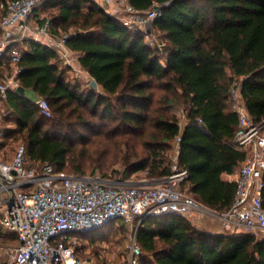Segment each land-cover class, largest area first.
Masks as SVG:
<instances>
[{"label":"trees","instance_id":"obj_1","mask_svg":"<svg viewBox=\"0 0 264 264\" xmlns=\"http://www.w3.org/2000/svg\"><path fill=\"white\" fill-rule=\"evenodd\" d=\"M128 1L138 10L163 7L150 32L128 29L94 0L46 1L57 14L41 23L50 21L53 33H68L67 44L91 80L86 87L71 80V68L54 48L26 41L18 75L26 96L8 95L5 118L15 127L4 130L0 150L13 136L23 138L29 166L51 164L86 175L65 170L76 143L71 130L106 139L114 131L117 146L128 148L122 178L147 172L149 179H160L171 174L178 146L180 167L188 171L182 187L208 207L228 210L236 182L223 174H232L247 156L235 144L239 119L230 90L236 82L251 117L264 119V0ZM154 34L165 43L151 45ZM93 80L99 88L91 86ZM31 96L45 97L52 116H43ZM174 106L182 107L181 118ZM108 120L119 127L108 129ZM81 236V250L95 242L88 233ZM138 242V264H264V238L209 232L175 214L146 217Z\"/></svg>","mask_w":264,"mask_h":264},{"label":"built area","instance_id":"obj_2","mask_svg":"<svg viewBox=\"0 0 264 264\" xmlns=\"http://www.w3.org/2000/svg\"><path fill=\"white\" fill-rule=\"evenodd\" d=\"M46 1L6 0L1 5L5 13L0 20V140L6 128L4 104L9 93L20 86L19 62L26 41L54 48L65 65L77 74L83 72L67 44L68 33H53L50 21L41 23L35 16ZM94 1L132 31H147V22L162 13L155 10L158 5L138 10L128 0ZM230 100L239 119L235 144L247 156L236 181L233 203L225 211L208 207L182 187L188 171L180 167L178 146L171 174L151 182L147 172L131 182L110 174H68L51 164L29 166L28 150L22 143L11 161L0 158V226L18 240L10 264H89L79 255L81 234L117 219L129 228L130 264H138L143 254L139 225L148 216L165 214L190 219L195 226L209 218L224 231L264 238V119L251 117L239 82L232 86ZM35 102L43 116H52L45 97Z\"/></svg>","mask_w":264,"mask_h":264},{"label":"rangeland","instance_id":"obj_3","mask_svg":"<svg viewBox=\"0 0 264 264\" xmlns=\"http://www.w3.org/2000/svg\"><path fill=\"white\" fill-rule=\"evenodd\" d=\"M45 3L37 8V16L40 19L48 18L51 20L57 14V9L47 7ZM148 40L150 43H153V46L165 43L163 37L158 34H154ZM68 76L71 80L81 81L85 87L89 85V81L91 80L89 75L84 71L77 74L75 71L71 70L68 73ZM173 112L180 118L183 116L181 106H174ZM12 121L14 122L13 119ZM106 124H108L107 128L111 130L119 127L117 126L119 125L118 122L110 120H108ZM73 130L74 131L71 130V133L75 135L76 143L73 146H70L71 154L65 166V170L68 172L80 171L86 175H89L90 173H101L122 177L125 165V153L128 148L127 146H117L116 140H118L119 137L114 131H111L112 133H110V136L106 139L104 137H99V135L97 136L95 132L92 131L89 132L80 128ZM59 131L64 133L66 132V129L60 128ZM67 132H69V130ZM81 138H85L87 143L79 144L78 142L81 141ZM132 142L133 141H131V143ZM21 143H24L23 138L16 139L15 136H13V139H8L5 147L0 150V158L14 153L17 146ZM128 147L137 148V150L141 149V146ZM77 165L80 167V170L75 169ZM141 174H143V172L132 175L127 179L133 178L134 180H137L142 178L143 175ZM149 180L150 182L152 181V179ZM196 218L198 219L199 217L196 216L195 219ZM201 221L198 223L199 225L197 227L206 230L208 227L207 225L209 224V219L205 221L206 226H204V228L203 225L201 226ZM208 228L212 229L211 226ZM212 231L209 230V232ZM88 235L91 236L90 239L95 242L89 243L91 246H86V248L84 247L82 250L80 248L79 255L81 259L87 261L89 264H130V254L128 249L129 228L122 219L114 220L100 229L89 232ZM80 243L81 246H85L83 236H80Z\"/></svg>","mask_w":264,"mask_h":264},{"label":"crops","instance_id":"obj_4","mask_svg":"<svg viewBox=\"0 0 264 264\" xmlns=\"http://www.w3.org/2000/svg\"><path fill=\"white\" fill-rule=\"evenodd\" d=\"M6 1V0H5ZM4 0H1L0 1V9L2 10V7H1V5L5 2ZM36 16V15H35ZM2 17V16H1ZM1 17H0V20H1ZM37 18H39V17H37ZM40 19V18H39ZM41 20V19H40ZM78 66L79 67H81L80 66V64H79V62H78ZM82 68V67H81ZM83 69V68H82ZM72 70V69H71ZM83 71L86 73V74H88L84 69H83ZM90 77V76H89ZM99 88V87H98ZM32 98H34V99H38V98H36V97H33V96H31ZM4 110H5V112H6V116L8 115V113H10V109H9V107H8V99H7V101L5 102V104H4ZM4 123H5V125H6V128L5 129H12V128H14V123L13 122H10V121H7L6 120V118L4 117ZM4 129V130H5ZM13 154L14 153H12V154H9V155H5L4 157H6V158H4L5 160H8V159H10V160H8V161H11L12 160V158H13ZM241 166L242 165H240V166H238L236 169H235V171L232 173V174H223V179L224 180H226V181H230V182H236L237 181V179H238V176H239V172H240V169H241ZM138 174V173H137ZM134 175H136V174H134ZM127 180H129V181H131V182H135V181H137V180H134L133 178L132 179H127ZM207 219H209V218H206V219H204V220H202L201 221V226L203 225V228H204V226H206V224H205V221L207 220ZM209 224L207 225L208 227L209 226H211L212 227V229L211 228H208L207 227V229L206 230H213L212 232H215V233H219V232H225L224 230H223V228H222V226H221V224H219V223H215V222H213L211 219H209ZM194 225V224H193ZM213 228H215V229H213ZM17 244H18V240H17V238H16V236H14L13 234H9V233H7V232H5L2 228H1V226H0V264H10L11 263V252H12V249L15 247V246H17Z\"/></svg>","mask_w":264,"mask_h":264},{"label":"water","instance_id":"obj_5","mask_svg":"<svg viewBox=\"0 0 264 264\" xmlns=\"http://www.w3.org/2000/svg\"><path fill=\"white\" fill-rule=\"evenodd\" d=\"M155 10H156L157 12L162 11V10H163V7H162V6H156V7H155ZM151 26H152V22H150V21L147 22V24H146V29H147L148 32H150ZM91 86H92L93 88H95V89L98 88V84H97V82H96L95 80L92 81ZM15 92L18 93V94H20V95H22V96H26L25 88L22 87V86H19V87L15 90Z\"/></svg>","mask_w":264,"mask_h":264}]
</instances>
